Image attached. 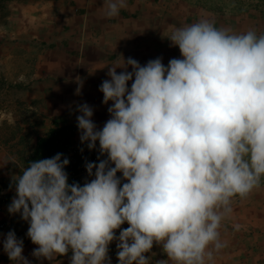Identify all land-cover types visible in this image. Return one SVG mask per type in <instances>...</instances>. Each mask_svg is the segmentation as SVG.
I'll list each match as a JSON object with an SVG mask.
<instances>
[{
    "label": "clouds",
    "instance_id": "clouds-1",
    "mask_svg": "<svg viewBox=\"0 0 264 264\" xmlns=\"http://www.w3.org/2000/svg\"><path fill=\"white\" fill-rule=\"evenodd\" d=\"M126 6L105 0L104 15ZM163 36L180 50L167 65L160 56L142 65L122 55L97 68L110 65L99 85L102 103L111 102L102 127L93 106H76L81 145L98 152L97 161L85 160L90 180L69 183L70 161L60 152L13 176L7 211L29 225L37 259L71 251L70 264H112L115 241L117 264H150L154 244L167 255L156 264H208L225 247L220 229L233 198L264 178V32L202 18ZM5 121L14 124V114L0 110ZM2 243L11 261L32 264L14 229Z\"/></svg>",
    "mask_w": 264,
    "mask_h": 264
},
{
    "label": "crops",
    "instance_id": "crops-1",
    "mask_svg": "<svg viewBox=\"0 0 264 264\" xmlns=\"http://www.w3.org/2000/svg\"><path fill=\"white\" fill-rule=\"evenodd\" d=\"M104 8L105 0H35L29 4H18L16 12H13V16H19V12L24 15L22 22H17L23 27L22 38L28 39L29 45L33 44L38 49L40 65L34 72L40 93L38 97L55 110L54 115L44 118L46 124L53 119L72 123L79 142L76 121L79 113L75 111L78 104L87 102L93 106V120L98 127H102L110 115L107 107L111 102L109 105L102 103L103 93L99 91L102 81L109 78L106 73L110 65L97 68L122 61V55L132 57L142 65L149 59L162 57V51L169 41L163 35L168 34L175 15L201 16L225 11L220 0H127V6L120 10V14L110 18L104 15ZM163 63L167 65L165 59ZM121 70L117 69V72ZM77 77L83 81L79 95L75 92ZM43 127L40 134L47 130V126ZM91 178L85 176L84 181ZM14 194V189L2 188L0 183V264H17L9 259L2 243L3 234L13 229L18 237L23 238V255L32 264H70L72 254L57 256L52 261L32 256L33 249L38 245L26 236L29 225L20 219L19 214L10 215L7 211ZM236 198L239 197L233 198L232 207L244 214L247 210H242ZM2 224L4 227H1ZM124 226L126 228L128 224ZM227 229L234 232L229 235ZM243 229L235 230L230 224L222 223L220 231L225 247L214 251L208 264H254L250 261L253 252L264 253V240L260 247L256 246L251 240L253 232L250 233L251 241H248V231ZM260 233L262 235L259 237L263 239L264 232ZM110 245L117 250L115 241ZM152 252L156 255L153 254L150 264L167 259L160 245L154 244ZM263 257L260 256L258 261H264ZM117 259L112 264H117Z\"/></svg>",
    "mask_w": 264,
    "mask_h": 264
},
{
    "label": "rangeland",
    "instance_id": "rangeland-1",
    "mask_svg": "<svg viewBox=\"0 0 264 264\" xmlns=\"http://www.w3.org/2000/svg\"><path fill=\"white\" fill-rule=\"evenodd\" d=\"M220 1L226 14H230L231 10H237L238 3L235 0ZM239 1L245 2L242 3L243 6L256 3V0ZM29 2L31 0H11L9 4L11 12L0 23V110L12 112L15 118L14 124H9L7 121L0 124V180H5V182L11 181L13 176H18L19 172L25 168V159L35 143L36 135L43 131V126L39 127L40 130L34 131L32 124L51 117L55 113L53 106L49 107L48 104L46 106L45 100L38 97L40 93L36 86L37 77H34V72L40 65L38 49L33 44L29 45L28 39L22 38L23 27L17 25V22H22L24 15L22 16L19 12V16H13L18 4H29ZM23 14H25L24 11ZM21 75L25 77L24 81L18 79ZM10 158H14L15 162H7ZM236 199L242 210H247V212L243 214L233 209L230 215L232 219L226 218L222 223L230 224L232 227V224L238 223L241 225L240 229L246 228L243 230L248 231L247 240L253 232L251 240L260 247L264 240L261 236L259 237L262 235L260 232H264L263 178L259 186L254 188L246 198ZM233 218H236L235 222ZM252 223L253 226H250ZM232 232H234L233 229H227V234L230 235ZM262 255L264 253L254 251L250 261L254 264H264V261H258Z\"/></svg>",
    "mask_w": 264,
    "mask_h": 264
},
{
    "label": "trees",
    "instance_id": "trees-1",
    "mask_svg": "<svg viewBox=\"0 0 264 264\" xmlns=\"http://www.w3.org/2000/svg\"><path fill=\"white\" fill-rule=\"evenodd\" d=\"M10 1L11 0H0V23L3 22L11 12L9 8ZM235 1L238 3L236 5L237 10H231L229 12L230 14L216 12L202 14L201 16L175 15L172 20V26H182L185 23H193L202 18H207L214 21L217 27L229 28L233 32H239L249 28L256 29L258 32H264V0H256L255 4H246L244 6L242 4L245 3L244 1ZM170 43V41L167 42L161 55L163 59L166 60V63H168L171 58L180 57L179 47L170 46ZM32 125L34 131H38V128L44 125L47 126V130L45 133L37 134L35 143L25 159V167H27L32 160L51 157L60 152L68 157L70 161L66 166V171L69 175V183L75 181L83 184L85 182V173L87 174V170L84 167L85 160L97 161L98 152L96 150H88L86 146L81 145V142L76 140V127L72 123H63L60 119H53L47 124L45 120H39ZM81 147L84 148L83 152L80 151ZM118 175L120 174L118 173ZM11 181L5 182L4 180H0L2 188L10 189L9 185Z\"/></svg>",
    "mask_w": 264,
    "mask_h": 264
},
{
    "label": "built area",
    "instance_id": "built-area-1",
    "mask_svg": "<svg viewBox=\"0 0 264 264\" xmlns=\"http://www.w3.org/2000/svg\"><path fill=\"white\" fill-rule=\"evenodd\" d=\"M85 176H88V175L85 173ZM124 225H127V223L123 224L121 227L122 228H125ZM1 227H4V224H2ZM116 231H117V233L119 232V230H116ZM116 252H117V250L116 249H113V247L111 245H109V253L108 254L111 257V261L112 262L117 258ZM68 254H72L71 251H69Z\"/></svg>",
    "mask_w": 264,
    "mask_h": 264
}]
</instances>
